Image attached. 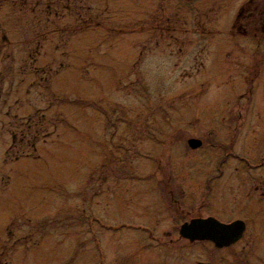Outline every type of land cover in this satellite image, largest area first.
Returning a JSON list of instances; mask_svg holds the SVG:
<instances>
[{
	"label": "rangeland",
	"instance_id": "rangeland-1",
	"mask_svg": "<svg viewBox=\"0 0 264 264\" xmlns=\"http://www.w3.org/2000/svg\"><path fill=\"white\" fill-rule=\"evenodd\" d=\"M0 264H264V0H0Z\"/></svg>",
	"mask_w": 264,
	"mask_h": 264
},
{
	"label": "water",
	"instance_id": "water-1",
	"mask_svg": "<svg viewBox=\"0 0 264 264\" xmlns=\"http://www.w3.org/2000/svg\"><path fill=\"white\" fill-rule=\"evenodd\" d=\"M192 149H198L203 141L197 138L188 140ZM247 224L244 220L238 219L229 223L210 217H196L184 222L179 230L180 237L190 242L208 241L216 248H228L239 242L245 235Z\"/></svg>",
	"mask_w": 264,
	"mask_h": 264
},
{
	"label": "flooded vegetation",
	"instance_id": "flooded-vegetation-1",
	"mask_svg": "<svg viewBox=\"0 0 264 264\" xmlns=\"http://www.w3.org/2000/svg\"><path fill=\"white\" fill-rule=\"evenodd\" d=\"M244 12V10H242L241 14Z\"/></svg>",
	"mask_w": 264,
	"mask_h": 264
}]
</instances>
